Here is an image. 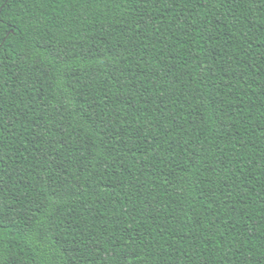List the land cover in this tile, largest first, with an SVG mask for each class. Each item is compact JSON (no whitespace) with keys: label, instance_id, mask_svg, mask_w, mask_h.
<instances>
[{"label":"trees","instance_id":"1","mask_svg":"<svg viewBox=\"0 0 264 264\" xmlns=\"http://www.w3.org/2000/svg\"><path fill=\"white\" fill-rule=\"evenodd\" d=\"M0 264H264V0H0Z\"/></svg>","mask_w":264,"mask_h":264}]
</instances>
